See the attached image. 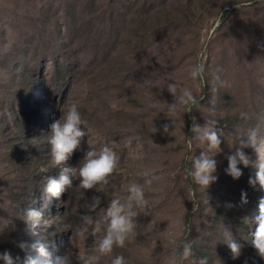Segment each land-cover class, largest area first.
Segmentation results:
<instances>
[{
    "label": "rangeland",
    "instance_id": "1",
    "mask_svg": "<svg viewBox=\"0 0 264 264\" xmlns=\"http://www.w3.org/2000/svg\"><path fill=\"white\" fill-rule=\"evenodd\" d=\"M196 64L204 72L193 81ZM170 82L203 96L201 108L186 109L174 123L167 118L166 104L174 102ZM212 99L215 111L209 112ZM72 103L89 134L54 167L50 126L59 108ZM207 119L217 120L225 135L214 157L218 179L203 189L191 175L203 148L191 127ZM165 123L171 135L163 133ZM153 126L159 129L154 134ZM253 128L260 151H243L254 164L264 163V0H0V254L21 225L32 245L44 244L52 257L69 253L81 264L94 238L78 237L75 228L81 216L96 215L83 207L85 200L99 196L105 208L152 169L160 176L146 188L153 213L137 217L136 239L112 256L123 255L129 264H168L190 242L194 258L208 264H264L252 247L264 199V187L249 185L257 169L240 165L238 180L225 173L226 157L239 146L234 137ZM136 137L140 159L127 147L131 139L136 148ZM113 142L119 164L107 190H90L84 200L79 180L65 170ZM61 174L72 187L56 199L45 188ZM28 210L42 213L35 229ZM225 228L242 246L237 259L223 242ZM32 258L48 264L35 249Z\"/></svg>",
    "mask_w": 264,
    "mask_h": 264
},
{
    "label": "clouds",
    "instance_id": "2",
    "mask_svg": "<svg viewBox=\"0 0 264 264\" xmlns=\"http://www.w3.org/2000/svg\"><path fill=\"white\" fill-rule=\"evenodd\" d=\"M204 67L196 64L191 67L190 77L193 81L200 79L203 75ZM218 81L219 77H215ZM167 91L174 98V102L166 104L167 118L174 123L173 117H176L188 108L199 109L200 101L189 87H183L178 90L177 84L170 82L167 84ZM209 112L215 111L213 99L211 100ZM61 115L50 126L48 144L51 151V164L54 167H60L66 163L79 148L82 139L89 134L86 122L82 119L81 113L75 103L65 104L59 108ZM241 118H247V113H241ZM195 121V118H193ZM218 121L207 119L203 126L193 122L191 132L192 139L203 145L202 151L198 157L193 158L191 175L195 184L203 189H207L218 179L216 173L217 161L214 157L221 151L222 138L225 135L223 129L217 127ZM87 129V132L81 129V126ZM163 133L169 134V125L165 123ZM159 131L153 126V134ZM136 148H133V141L129 139L127 147L131 150L134 158L140 159L142 152L136 149L142 148L140 137L135 138ZM234 143L239 146L229 156L226 157L228 167L225 173L238 180L242 176L244 168L255 167L257 169L255 176L249 178V185L255 187L257 183L264 187V163L254 164L252 158L246 154L243 149H252L256 153L259 148V129H250L245 136L236 135ZM117 144H104L99 151H88L79 166L71 170L73 177L79 180L78 188L81 190V197L85 200V193L90 190L96 192H105L110 183V177L116 171L119 164V156L115 150ZM140 175L143 177V183L132 181L126 188V194L116 196L107 202L105 208H101V198L93 196L90 200H85L83 207L88 213H95L80 217V223L76 225L75 233L78 237L90 235L94 238L91 251L81 257V264H102L104 258L111 257L110 264H129V261L123 255L112 256L116 248H124L130 240L136 239L137 217L140 215H149L153 213V206L146 196V188L152 189L154 181H158L160 176L155 170L146 169ZM72 187V180L68 175L61 174L59 179L49 178L45 192L53 198L59 199L66 189ZM247 194L241 193L242 204H247ZM99 209V211H98ZM26 218L31 222L32 228L39 226L42 219V213L37 210H28ZM47 223V222H45ZM256 230L253 234L252 247L261 258H264V199L259 204V216L256 217ZM35 234V233H34ZM223 242L230 249L233 259L241 255V244L233 237L232 233L225 228L223 233ZM21 250L26 251L28 246L24 243L18 245ZM39 252L41 256L48 257V264H73L69 253L52 257L44 244L37 243L31 246ZM0 261L3 264H21L19 256L13 257L8 251L0 254ZM208 264L207 258H194L192 244L185 242L182 250L174 254L168 264ZM23 264H35L34 259L27 255Z\"/></svg>",
    "mask_w": 264,
    "mask_h": 264
},
{
    "label": "trees",
    "instance_id": "3",
    "mask_svg": "<svg viewBox=\"0 0 264 264\" xmlns=\"http://www.w3.org/2000/svg\"><path fill=\"white\" fill-rule=\"evenodd\" d=\"M21 229H13V237L9 238V243L7 245L3 246V252L8 251L12 254L13 257L19 256L21 258V264H23V261L27 255H30L32 257L33 248L32 246V240L28 238V235L24 230L22 229V226L20 225ZM24 243L28 246L27 250H21L20 247H18L19 244ZM0 264H3V261H0Z\"/></svg>",
    "mask_w": 264,
    "mask_h": 264
}]
</instances>
